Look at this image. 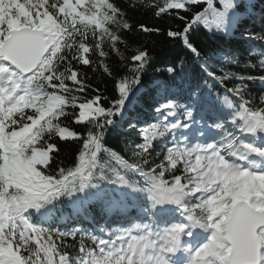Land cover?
<instances>
[{"label":"snow or ice","instance_id":"6c2138e0","mask_svg":"<svg viewBox=\"0 0 264 264\" xmlns=\"http://www.w3.org/2000/svg\"><path fill=\"white\" fill-rule=\"evenodd\" d=\"M127 4L172 23L134 26L116 0H0V264H264L255 0Z\"/></svg>","mask_w":264,"mask_h":264},{"label":"trees","instance_id":"16d2710c","mask_svg":"<svg viewBox=\"0 0 264 264\" xmlns=\"http://www.w3.org/2000/svg\"><path fill=\"white\" fill-rule=\"evenodd\" d=\"M116 2L124 9L127 10L128 16L130 18V23H132L134 26L138 24H147L149 26L152 25H160L164 26L165 23H172L171 21H162L154 19L151 12L145 11L143 9L139 10H132L128 8L127 0H116ZM264 11V2L262 0H255V9H254V16L253 18L246 23V27L248 31L252 34L261 33L264 34V22L261 21V12ZM129 42H140V41H150L148 44V47L151 51V54L153 56L158 57L159 59L167 58L170 55V49L168 47V41L163 36H156V35H146V34H140V33H134L128 37ZM198 40L208 43H212V40L214 39L217 43L225 46H231L237 51L244 53L245 55V49L248 47V44L245 40H242L239 35L234 36L232 38H209L206 36L204 32H201L199 36L197 37ZM130 54V53H129ZM110 63L115 64V58L113 57L110 60ZM234 71L237 72H245L247 71L248 74H259L257 72H254L252 70H245L243 68H234ZM152 74V69L148 70V75H145L144 79L147 81L149 79V76ZM89 75L91 76L92 73L89 71ZM101 88L108 87L110 88V84H101ZM61 156L59 159L63 160L66 164L69 163L74 156V152L77 148V145H75L72 142L64 143L62 142L61 145ZM92 213L95 215L97 212V208L95 205L90 206ZM66 211H71L70 209H66Z\"/></svg>","mask_w":264,"mask_h":264}]
</instances>
